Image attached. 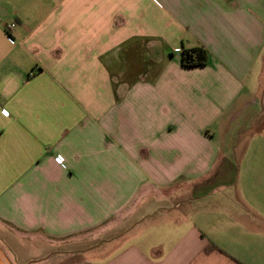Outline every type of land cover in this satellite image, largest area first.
Instances as JSON below:
<instances>
[{
    "label": "crops",
    "instance_id": "0c3cea01",
    "mask_svg": "<svg viewBox=\"0 0 264 264\" xmlns=\"http://www.w3.org/2000/svg\"><path fill=\"white\" fill-rule=\"evenodd\" d=\"M0 264H264V0H0Z\"/></svg>",
    "mask_w": 264,
    "mask_h": 264
},
{
    "label": "trees",
    "instance_id": "16d2710c",
    "mask_svg": "<svg viewBox=\"0 0 264 264\" xmlns=\"http://www.w3.org/2000/svg\"><path fill=\"white\" fill-rule=\"evenodd\" d=\"M209 61V52L204 47L182 50V65L184 67L205 66ZM210 246L207 251L211 250Z\"/></svg>",
    "mask_w": 264,
    "mask_h": 264
},
{
    "label": "built area",
    "instance_id": "2783aa9c",
    "mask_svg": "<svg viewBox=\"0 0 264 264\" xmlns=\"http://www.w3.org/2000/svg\"><path fill=\"white\" fill-rule=\"evenodd\" d=\"M14 26H15L14 24L11 25V27H14ZM56 160H57V162H58L59 164H63V160H62L61 158H57Z\"/></svg>",
    "mask_w": 264,
    "mask_h": 264
}]
</instances>
